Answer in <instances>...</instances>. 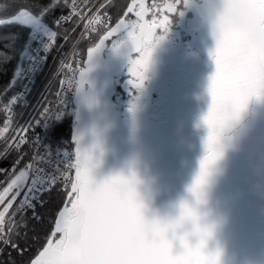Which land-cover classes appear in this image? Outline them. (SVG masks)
Wrapping results in <instances>:
<instances>
[{
    "label": "snow or ice",
    "instance_id": "snow-or-ice-1",
    "mask_svg": "<svg viewBox=\"0 0 264 264\" xmlns=\"http://www.w3.org/2000/svg\"><path fill=\"white\" fill-rule=\"evenodd\" d=\"M13 2L18 4L16 12L8 20L0 19V25H16L28 30L29 39L20 53V61L27 58L33 62L30 71L35 72L39 62L46 59L38 53L41 50L47 53L57 37V32L45 22L50 11L61 4L70 9L69 15L58 18L56 24L61 20H70L72 16L83 17L77 9V0H50L35 13L26 6V0ZM180 3L181 0H177V4ZM154 7L159 8V5ZM176 7V4H168L165 10L175 12ZM133 10V7H128L127 13ZM146 11L141 3L136 11L139 21L125 23L121 19L98 45L89 49L87 67L81 70L75 88L77 94L91 70L95 54L105 46V41L120 34L115 40L118 41L125 32L137 42L133 53L138 54V58H133V53L129 56L128 76L131 78L128 84L132 90L144 88L157 38L156 29L167 32L170 24L167 16L159 23L155 20L152 23L143 22ZM93 20L100 22L93 17L87 21V25H92ZM14 43L15 39H12L10 46ZM33 43L37 45L33 50L36 55L29 52ZM213 59L216 72L209 85L212 106L205 119L210 129L204 145L205 154L188 188L192 200L179 203V215L175 220L164 222L158 218H148L146 206L139 197L140 181L135 172L131 176L115 175L97 183L91 173V158L79 153L74 165V180L67 173H46L39 166L43 158L35 156L16 174L17 165L23 159L21 155L12 166L6 185L0 190V205L3 206L0 210V252L11 246L23 255L25 249L34 246L33 238H36L43 243L24 264H222V252L210 248V242L215 239L216 226L204 211L208 204L207 190L213 169L223 158L221 140L225 125L218 126L216 117L230 105L238 118L254 98L260 99V90L264 89V0H234V7L217 38ZM20 75L18 66L15 76ZM16 82V79L11 81L13 85ZM10 104H16L15 96ZM135 109L136 104L133 103L130 110L135 112ZM7 110L10 112L12 109L9 107ZM60 118L62 115L58 113L52 119ZM47 125L45 123L44 127ZM7 131V127L0 130V137ZM23 131L26 132L27 128ZM26 142L23 137L19 140L13 137L0 151V157L6 156L9 149H19ZM68 155L66 152L65 156ZM68 167L70 169L73 165L69 164ZM4 171L0 168V172ZM58 184L62 188L57 195L66 192L67 196L54 220L50 221L53 226L46 230L41 220V210L48 207L44 193H51ZM10 194L11 199H8ZM18 198L20 202L17 204ZM189 225L192 230L185 236L176 235L177 229ZM36 228L40 231H35ZM29 232H32L31 237ZM16 237L23 243L18 244L14 239ZM177 240L179 243H176Z\"/></svg>",
    "mask_w": 264,
    "mask_h": 264
},
{
    "label": "flooded vegetation",
    "instance_id": "flooded-vegetation-1",
    "mask_svg": "<svg viewBox=\"0 0 264 264\" xmlns=\"http://www.w3.org/2000/svg\"><path fill=\"white\" fill-rule=\"evenodd\" d=\"M141 3L147 10L143 22L159 23L164 16L170 21L167 32L156 29L151 64L155 51L163 55L173 50L178 54L184 49L185 53L160 64L157 76L150 64L144 88L132 90L128 84L131 77L126 49L115 48L120 34L109 37L93 58L88 77L92 91L106 105L91 110L77 105L78 114L69 137L77 159L79 153L91 158V173L97 183L135 172L146 214L154 219L175 215L182 200H192L188 188L205 154L202 116L210 104L208 89L214 76L213 53L217 42H209L215 39L211 29L198 12L185 8L182 0L180 4L177 0H130L128 7L134 10L121 19L125 23L139 21L136 11ZM168 4H176V11H166ZM119 21L112 22L107 32ZM107 32L89 49L98 45ZM118 41H129L127 32ZM89 49L84 55L83 69L87 67ZM199 52L201 60L192 65L190 56ZM137 57L133 53V58ZM105 62L108 72L103 71ZM138 94L143 97L133 112L129 99L133 97L134 101ZM75 99L80 101L77 93ZM254 101L243 116L234 146L219 162L207 190L208 204L204 211L216 225L210 248L222 252V264H247L249 257L250 264L251 259L255 264L256 253L258 258L261 253L262 264L264 259V105H254ZM107 106L117 115L119 128L105 145L95 146L107 133L108 117L102 108ZM145 126L161 129L143 131Z\"/></svg>",
    "mask_w": 264,
    "mask_h": 264
},
{
    "label": "built area",
    "instance_id": "built-area-1",
    "mask_svg": "<svg viewBox=\"0 0 264 264\" xmlns=\"http://www.w3.org/2000/svg\"><path fill=\"white\" fill-rule=\"evenodd\" d=\"M109 1L110 0H77V9L81 12V16L83 18L81 19V17L78 16H72V18H80V23L76 29H78L80 26L82 29L79 33L78 39L76 40L68 55L71 57L70 66L69 68L66 67V69L63 70L62 63L59 71L54 73L50 83L43 91L34 111L28 119L29 123L41 105H43L42 109L39 111L37 119L34 122V125L30 129H27L26 132L22 130L19 132L20 135L16 134L15 138L17 140L23 137V139L27 142L17 149L19 154L14 163H16L21 155L24 157L28 152L31 156V160L34 158V156L43 158L39 166L42 167L46 173H67L74 179L75 156L65 140V134L72 125V120L75 113L73 98L79 76V64H75V66H73L72 63L79 60L76 55L79 54L77 48L80 42L89 38L92 33L106 29L109 26L110 17L103 11L104 7ZM93 17L98 18L100 22L97 23L95 20H93L92 25L88 26L87 21ZM70 20H61V23L65 24ZM62 47L63 44L58 47L54 42V44L50 46V49L47 53H45L43 50L38 53L40 57H46V59H42L39 62L38 68L35 72L30 71L33 63L31 62L24 75L26 80L24 88L22 92L16 96V105L28 106L31 104L32 98L36 97L41 86H43V84L49 78L53 66L61 53ZM34 55H36V53H34ZM59 75L60 84L58 91L55 93V95L53 94L51 98L46 100L47 96L50 95L49 93L51 91V85ZM38 83L40 84L34 89L35 85ZM30 95L31 97L29 98ZM65 102L67 103L65 104ZM10 108L12 109V107ZM58 113H62V118L53 120L52 118ZM7 114L11 116L12 110L10 112L7 110ZM45 123H48L47 127H44ZM66 152L69 154L68 156H65ZM69 164L73 165V167L70 169L68 167ZM22 196L23 193H21V198ZM19 202L20 198L17 199L16 203L18 204ZM15 207L16 205H14V208Z\"/></svg>",
    "mask_w": 264,
    "mask_h": 264
},
{
    "label": "trees",
    "instance_id": "trees-1",
    "mask_svg": "<svg viewBox=\"0 0 264 264\" xmlns=\"http://www.w3.org/2000/svg\"><path fill=\"white\" fill-rule=\"evenodd\" d=\"M50 0H26V6L33 11L37 12L40 6L49 4ZM130 0H114L113 3L108 8L111 15L112 22H117L121 18L125 17L127 8L129 6ZM18 7L17 3L13 0H0V19H10L11 16L16 12ZM69 11L66 6L61 4L60 6L54 8L45 17V22L49 25H54L55 21L59 16L65 14ZM58 40L62 36L67 35L71 29L70 27L64 26L57 28ZM18 34V35H16ZM100 37L96 38V41L92 44L85 45V49L92 47ZM12 39H15L14 45L10 46ZM29 39L28 30H22L16 25H0V130L7 127V117L4 113V106L8 101L19 92L22 88L23 80L22 73L28 65V60L25 58L23 62L20 61V53L25 48L26 42ZM30 50V49H29ZM20 67L21 75L20 77L15 76L17 67ZM16 79V84H12L11 81ZM11 130V129H10ZM10 130L0 137V151H3L9 144ZM10 159L15 157V152L9 154ZM2 157H0L1 160ZM27 158L23 160L22 164L26 162ZM8 175L5 172H0V190L6 185L8 180ZM60 190L59 187L53 189L51 193H45L44 199L48 201V207L41 210V220L43 221V226L45 229H50L53 225L50 223L54 220L55 215L62 208L64 198H66L67 193L62 192L61 195H57V191ZM35 231H40L39 228L34 229ZM23 232V229L21 230ZM29 236H32V232H29ZM18 244H22L23 241L16 237L14 238ZM43 243L42 240L33 238V247L25 249L23 255L19 254L11 246L4 248L3 252H0V264H24L25 261L31 256L36 248Z\"/></svg>",
    "mask_w": 264,
    "mask_h": 264
},
{
    "label": "clouds",
    "instance_id": "clouds-1",
    "mask_svg": "<svg viewBox=\"0 0 264 264\" xmlns=\"http://www.w3.org/2000/svg\"><path fill=\"white\" fill-rule=\"evenodd\" d=\"M182 5L185 8L194 9L196 12L199 13L200 17L211 29V32L217 41V38L219 37L222 31L225 20L228 14L230 13L231 9L234 7V0H182ZM128 37H129L130 43L129 41H123V42L117 41L115 42V48L118 51L126 49V54L129 57L135 51V46L137 42L134 41L131 36H128ZM140 43L143 44L145 42L141 41ZM92 68H93V64L91 65V70ZM90 71H88L86 77L84 78L83 83L79 87L78 96L80 98L81 103L85 107L91 110V109H95L99 107L102 102L100 98L92 91L90 87L91 82L88 79ZM208 94L210 96V104H209L207 112L202 116V124L204 128L206 129V136L203 142L204 145L208 139L209 132H210L208 124L205 123V119L209 116L211 106H212V96L209 93V89H208ZM259 100L264 101V89L260 90ZM249 104L246 110H244L239 115L238 118L235 117V114L233 113L230 105L226 106L222 112L218 113L216 117L218 126L222 124L225 125L223 129L222 140H221V143L223 145V158L220 159L219 162L224 159L225 153L234 146L236 135L238 134L239 128L242 123L243 116L247 112ZM204 153H205V148H204ZM219 162L213 169V175L215 174L217 170V166ZM199 164H200V161H199ZM178 215H179V208L177 207L175 215H170L164 218H160V217H157V218L161 221L168 222V221L175 220ZM191 230L192 229L190 225L186 227H182V228L177 229L176 235L185 236ZM189 242H191V238H189ZM176 243H179V240H177Z\"/></svg>",
    "mask_w": 264,
    "mask_h": 264
},
{
    "label": "rangeland",
    "instance_id": "rangeland-1",
    "mask_svg": "<svg viewBox=\"0 0 264 264\" xmlns=\"http://www.w3.org/2000/svg\"><path fill=\"white\" fill-rule=\"evenodd\" d=\"M197 20H199V17L197 18ZM184 53H185L184 49H182L178 54H174L173 50L166 51L163 55H161V53H159L158 51H155V57H154V60L152 59V64H151L152 73L155 76H157L158 72H159V69H160L159 68L160 64L164 63L168 59H175V58L177 59L178 56H180V54H184ZM200 56H201V52H199V54H197V55L195 54L193 56H190V59L193 60L192 61V65H194L198 60H201ZM119 63L120 62H117L116 65H120ZM124 63H125V61L123 63H121V64H124ZM108 69L109 68H107V65H106V62H105V67L103 68V71H107L108 72ZM215 72H216V65H215V68H214V75H215ZM136 97H139V99H135L133 101V97H132V98L129 99V102H132V103H135V104L140 103V101L142 100V97H143L142 94H138V95H136ZM39 99H40V96H36L35 98H32V102H34L36 100H39ZM27 107H28V111H29L31 109V105H28ZM38 115H39V111L36 112V114L34 116V119L32 121H30V123H28V115L26 114V116L23 117V124H22V126L20 127L19 130L22 131L24 128H29L31 126V124H34V122L37 119ZM7 128L10 130V125L9 124L7 125ZM10 132H11V130H10ZM12 152L14 153V151L11 150L9 152V154L12 153ZM9 154H7L6 156H3L1 158V160H0V168L4 169L6 171L10 167V160L11 159L9 157ZM6 171H4L5 174L7 173ZM8 177H10V175H8Z\"/></svg>",
    "mask_w": 264,
    "mask_h": 264
},
{
    "label": "water",
    "instance_id": "water-1",
    "mask_svg": "<svg viewBox=\"0 0 264 264\" xmlns=\"http://www.w3.org/2000/svg\"><path fill=\"white\" fill-rule=\"evenodd\" d=\"M211 43L213 42H217L216 39H212L211 41H209ZM95 93V92H94ZM96 94V93H95ZM77 102V100H76ZM78 105H83L81 103V101L77 102ZM101 105H106V104H101ZM254 105H257V106H260V105H264V101H260V100H256L254 101ZM105 111H106V116L108 117V124L105 125V130L107 131V133L102 132V133H99L98 134V137L102 136L104 133L105 135L103 136V139L102 140H99L96 142L95 146H103L105 145L109 139L111 138V135L116 131L118 130V119H117V115L115 114V112H113L108 106L107 108L105 107H102ZM255 110V109H254ZM256 111V110H255ZM77 118V117H76ZM108 127V128H107ZM146 128H150V129H156V130H159L161 129L160 127L157 128V127H152V126H145L143 128V131L146 129ZM263 247H264V242H263ZM262 251V249H261ZM251 252H252V249H251ZM255 257L257 256V259H255V264H262L261 263V253H259V258H258V255L257 253L256 254H253ZM252 256V255H251ZM244 263V262H243ZM254 261L253 259H251V264H253ZM242 264V263H241ZM247 264H250V257H249V263ZM263 264H264V259H263Z\"/></svg>",
    "mask_w": 264,
    "mask_h": 264
},
{
    "label": "bare ground",
    "instance_id": "bare-ground-1",
    "mask_svg": "<svg viewBox=\"0 0 264 264\" xmlns=\"http://www.w3.org/2000/svg\"><path fill=\"white\" fill-rule=\"evenodd\" d=\"M69 133H70V131L68 132L67 131V133L65 134V140H66V142H67V144L68 145H71V139H70V137H69ZM7 173V175H10L11 174V167H9V169L6 171ZM17 174V173H16ZM57 187H59L60 189L62 188V186L61 185H57ZM47 193V192H46ZM45 194V193H44ZM11 195V194H10ZM8 199H11V196H9L8 197ZM7 202V200L5 201V203ZM15 205V204H14ZM2 205H0V210H2Z\"/></svg>",
    "mask_w": 264,
    "mask_h": 264
}]
</instances>
